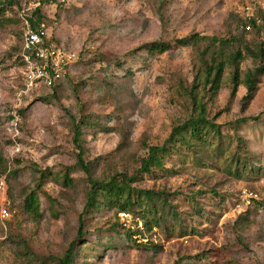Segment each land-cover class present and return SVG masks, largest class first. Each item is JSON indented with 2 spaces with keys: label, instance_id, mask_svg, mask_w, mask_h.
Listing matches in <instances>:
<instances>
[{
  "label": "rangeland",
  "instance_id": "374dc122",
  "mask_svg": "<svg viewBox=\"0 0 264 264\" xmlns=\"http://www.w3.org/2000/svg\"><path fill=\"white\" fill-rule=\"evenodd\" d=\"M259 9L264 0L46 2L41 11L49 40L76 59L57 86L25 90L22 23L18 8L7 5L0 25V264H57L72 242L73 264H264V210L243 201L246 192L264 188V73L255 78L251 102H244L243 83L230 95L234 66L225 56L213 92L198 56L206 41L178 43L194 33L234 38L225 51L243 49V81L264 64V12L259 26L243 23ZM155 41L170 48L150 52ZM201 107L221 135L209 129L203 139L177 143L162 168L132 184L166 194L159 225L133 238L126 229L136 227L138 207L130 215L114 206L83 212L89 182L76 165L75 123L92 177L131 176L147 146L162 145ZM42 172L41 216L33 218L22 200ZM80 215L84 235L76 240Z\"/></svg>",
  "mask_w": 264,
  "mask_h": 264
},
{
  "label": "trees",
  "instance_id": "16d2710c",
  "mask_svg": "<svg viewBox=\"0 0 264 264\" xmlns=\"http://www.w3.org/2000/svg\"><path fill=\"white\" fill-rule=\"evenodd\" d=\"M46 2H49V0H44L43 4ZM4 3L5 0L0 1V25L4 20V14L7 5H14L17 8H20L23 5L22 0H10L6 4ZM42 5L35 8L31 13V17L29 19L33 26L42 23L44 20V15L41 11ZM263 12L264 9L255 11L253 17L247 19L246 21H243L244 25L246 26L247 24H249L250 27L259 26V23L263 22ZM233 40L234 38L232 37L217 38L207 35H198L194 33L190 36L179 38L178 43L182 46H189L197 45L201 41H206V47L198 52V56L200 57L202 73L205 82L210 85L209 88L213 92H215L219 87L220 79L225 67V56H227V58L230 59L234 66L232 74L233 86L231 88L230 95L234 96L238 85L243 83L246 87V93L243 96V101L249 103L253 99L255 93V78L256 76L264 73V64H259L255 67L254 70L247 71L243 81H240L239 61L243 57V49L238 46L237 49L233 51H225L226 47H228ZM169 48V43L155 41L149 45L148 50L150 52H163ZM246 49L247 51L253 50L249 47H246ZM259 53L263 54L264 50L262 48H259ZM208 54L210 56V61H207L206 59V55ZM251 54H253L252 51ZM62 80L56 82L53 86L50 87L57 86ZM194 96L195 95H193V98ZM204 112L205 111L203 107H201L199 113L196 116L190 117L181 125L175 126L162 145L147 146V155L141 160V165L139 169H137L136 174L128 176L126 173H115L109 178L104 179L92 177L91 164L89 162H86L83 158V148L81 145V129L80 126L75 123L73 141L76 144L77 149L79 150L76 154V165L87 174L89 182L86 204L83 212H87L90 209H98L101 206H114L117 207L119 211L130 215L129 212L132 211L135 206L138 207L139 210L142 211V215L139 219H135L137 221L135 223L136 227L134 229H126L127 234L133 238H135L143 230L144 227L150 229L153 224L159 225L160 220H162L163 218V215L160 212L164 210V205L167 202L166 194L160 191L155 192L153 190L138 189L132 184L133 182H136L138 180L139 174L153 172L155 168H162L163 157L165 156V154H168L173 147H177V143L190 144V142H192L191 139H203L204 134L210 131L209 129H213V134L220 136V130L212 121L206 119ZM257 118L258 117H253L252 119ZM242 120H246V118H243ZM45 178L46 174L42 172L39 177V183H37L36 185V189H29L23 197V210L30 217L39 218L41 216L40 199L37 189H40L41 184L43 183ZM63 181L65 184L69 185L72 179L68 176L67 173H64ZM254 205L255 207H257L256 204ZM168 214L172 215L173 217L176 216V213L173 210H169ZM78 222L79 225L76 240L81 239V237L84 235V220L82 218V215L79 216ZM140 222L141 225L139 227L138 223L140 224ZM75 252V242H72L65 250L63 256L55 259L57 264H73Z\"/></svg>",
  "mask_w": 264,
  "mask_h": 264
},
{
  "label": "built area",
  "instance_id": "2783aa9c",
  "mask_svg": "<svg viewBox=\"0 0 264 264\" xmlns=\"http://www.w3.org/2000/svg\"><path fill=\"white\" fill-rule=\"evenodd\" d=\"M23 5L18 8V15L22 23V47L21 60L23 62V79L25 90L34 89L38 86L50 87L56 82L64 79L70 71L73 61L76 59L75 53L62 44H56L49 40L43 23L33 26L30 22L32 11L41 6L44 0H22ZM52 2V0H49ZM250 8V7H249ZM254 11L246 14V18L253 17ZM250 29V25L245 26ZM16 124L13 118L12 125ZM0 187H5L4 179L0 177ZM246 205L256 204L264 210V188L257 192H246L243 197ZM3 217L8 215L5 208L1 210Z\"/></svg>",
  "mask_w": 264,
  "mask_h": 264
}]
</instances>
